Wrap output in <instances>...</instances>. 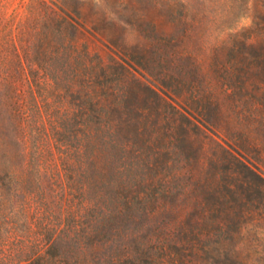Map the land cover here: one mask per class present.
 I'll list each match as a JSON object with an SVG mask.
<instances>
[{
	"label": "trees",
	"instance_id": "1",
	"mask_svg": "<svg viewBox=\"0 0 264 264\" xmlns=\"http://www.w3.org/2000/svg\"><path fill=\"white\" fill-rule=\"evenodd\" d=\"M108 1L19 0L7 13L0 0V264H255L264 174L250 146L224 139L212 58L171 36L197 10L112 0L142 11L134 25L153 36L140 45L121 39ZM254 31L235 32L233 60L216 67L263 91Z\"/></svg>",
	"mask_w": 264,
	"mask_h": 264
},
{
	"label": "rangeland",
	"instance_id": "2",
	"mask_svg": "<svg viewBox=\"0 0 264 264\" xmlns=\"http://www.w3.org/2000/svg\"><path fill=\"white\" fill-rule=\"evenodd\" d=\"M9 1L11 3L8 6L7 13H10L12 8L19 5V0ZM83 1L86 2V8L89 9V5L94 3L104 6L103 1L105 0ZM136 1L139 9H145L157 0ZM166 1L171 3L187 2L192 7H190V10H193V8L197 10L188 14L181 24L170 26L171 36L174 38L184 36L185 46L198 59H201L203 64H207L212 58L211 69L213 71L209 72L206 80L208 82L211 80L214 83V92L211 95L223 105L222 118L227 122L224 131L227 133L224 139L234 146H250L247 158L256 164L264 174V90H260L258 83H252L248 88L242 87V83L238 82L237 79L227 77L224 67H216L223 61L229 64L233 60L235 51L230 50L227 44H230L229 42H231L232 35L235 32L248 28L253 29L254 27V32L247 33L252 41L259 38L260 34L258 32H264V23L261 20V14H264V0ZM108 2L112 3L110 8L114 10V13H109V18L121 25L119 26L121 39L131 44H148L153 36L150 24L147 22L139 28L134 25L139 22L142 11L132 10L129 12V10L122 8L118 9L121 6L117 7L112 0ZM174 20V17L169 16V23L174 22ZM142 28L144 32L141 31ZM224 45H226L225 48ZM161 68L157 67L152 72H157ZM237 69V76L244 79L246 76L244 65H237ZM260 78L264 80V72ZM150 80L152 79L150 78ZM226 87L229 88L227 89L229 90L228 93L223 92ZM175 100L181 102L180 99ZM214 113L215 107L212 106L209 116H214ZM262 258L264 259V257ZM263 259H257L255 264H264Z\"/></svg>",
	"mask_w": 264,
	"mask_h": 264
}]
</instances>
